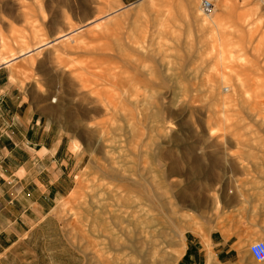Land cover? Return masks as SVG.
I'll return each instance as SVG.
<instances>
[{
	"label": "rangeland",
	"instance_id": "374dc122",
	"mask_svg": "<svg viewBox=\"0 0 264 264\" xmlns=\"http://www.w3.org/2000/svg\"><path fill=\"white\" fill-rule=\"evenodd\" d=\"M212 1L202 14L198 0H135L118 13L115 0H0V58L20 60L9 68L54 100V119L87 154L71 193L0 246V264H141L139 239L130 250L119 238V255L93 241L103 172L122 169L152 182L158 248L147 264H175L192 236L208 259V237L226 240L228 223L258 230L237 251L264 243V0L246 7L244 52L233 34L241 9ZM36 59L41 83L19 65Z\"/></svg>",
	"mask_w": 264,
	"mask_h": 264
},
{
	"label": "crops",
	"instance_id": "0c3cea01",
	"mask_svg": "<svg viewBox=\"0 0 264 264\" xmlns=\"http://www.w3.org/2000/svg\"><path fill=\"white\" fill-rule=\"evenodd\" d=\"M134 1L115 0L114 13ZM15 59L0 63V246L16 243L42 223L56 203L71 193L87 160L82 142L54 119L58 106L53 99L37 89V82L22 83L17 68H9L19 63ZM19 65L24 75L34 74L41 83L42 61ZM228 232L226 240L219 234L208 237L209 260L199 237L186 239L175 264H257L245 251H237L236 244H247L259 236L258 230L235 231L228 223Z\"/></svg>",
	"mask_w": 264,
	"mask_h": 264
},
{
	"label": "bare ground",
	"instance_id": "6f19581e",
	"mask_svg": "<svg viewBox=\"0 0 264 264\" xmlns=\"http://www.w3.org/2000/svg\"><path fill=\"white\" fill-rule=\"evenodd\" d=\"M208 1L212 4V12L214 10L213 1ZM229 1L231 2V0H219V3L225 8H228ZM234 3L237 4L238 9H241V12L238 13L237 20L233 25L235 29L233 34L238 38L236 43L239 45V51L244 52L247 47H245L243 43L247 42L246 40H248V43H251L252 33L251 29H249V37H242L243 30L251 26L252 23L243 18V15H250V9L246 8L249 4V0H234ZM211 24H213V27L216 26L213 21H211V23L206 22L204 30L212 26ZM80 29L81 28H78L61 36L59 40H64V38L68 37L71 38L70 36L77 31L79 32ZM50 44L51 43H45L43 47L49 46ZM43 47H39L36 50H40ZM22 53L29 55L30 51L27 50ZM5 62H7V59L1 57L0 63ZM109 106L116 109V106L113 107L110 101H107L105 107L109 108ZM103 174V179L107 181L108 184L105 186V192L101 194L102 203L95 207L96 213L93 215L92 232L96 234V236L93 238V241L100 239L101 242L111 245V248L114 250V246L117 245V241L119 242V238L120 240L125 238V240L119 244L126 242V244L129 245L128 249L131 250L136 247L137 240L139 239L143 243V252L135 248L131 250V253L135 257L143 259L141 264H147V259L153 258L155 250L158 248L154 245L158 239V231L155 230L154 222L152 223L155 197L153 195L152 182H150L148 176L139 175L137 171L133 170L128 172L122 169V171L116 170L113 174L104 172ZM112 233L116 234L111 237ZM147 246H152V249L145 250ZM120 251L122 252V250ZM116 253L119 255L118 251H116ZM138 258L136 259L138 260ZM132 259L135 260V258Z\"/></svg>",
	"mask_w": 264,
	"mask_h": 264
},
{
	"label": "built area",
	"instance_id": "2783aa9c",
	"mask_svg": "<svg viewBox=\"0 0 264 264\" xmlns=\"http://www.w3.org/2000/svg\"><path fill=\"white\" fill-rule=\"evenodd\" d=\"M198 8H199V11L200 13L202 14H209L211 12V9H212V4L210 1L208 0H198ZM260 242V241H258ZM255 243V242H254ZM262 245H264L263 242H260ZM251 245V244H250ZM250 245L248 246L247 248V252L249 254V256L253 259L252 255L250 254L249 252V247ZM261 252H264V247L260 248L257 250V255L260 254ZM254 260V259H253ZM255 261V260H254ZM256 262V261H255Z\"/></svg>",
	"mask_w": 264,
	"mask_h": 264
},
{
	"label": "clouds",
	"instance_id": "9594fccd",
	"mask_svg": "<svg viewBox=\"0 0 264 264\" xmlns=\"http://www.w3.org/2000/svg\"><path fill=\"white\" fill-rule=\"evenodd\" d=\"M264 247L260 242L252 243L249 247V252L257 264H264V252L257 255V250Z\"/></svg>",
	"mask_w": 264,
	"mask_h": 264
}]
</instances>
